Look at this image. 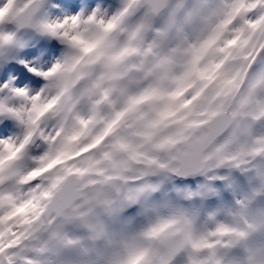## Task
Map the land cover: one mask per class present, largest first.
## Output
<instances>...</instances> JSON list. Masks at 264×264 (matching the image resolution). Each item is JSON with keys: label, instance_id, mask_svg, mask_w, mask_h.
<instances>
[{"label": "snow or ice", "instance_id": "1", "mask_svg": "<svg viewBox=\"0 0 264 264\" xmlns=\"http://www.w3.org/2000/svg\"><path fill=\"white\" fill-rule=\"evenodd\" d=\"M0 264H264V0H0Z\"/></svg>", "mask_w": 264, "mask_h": 264}, {"label": "rangeland", "instance_id": "2", "mask_svg": "<svg viewBox=\"0 0 264 264\" xmlns=\"http://www.w3.org/2000/svg\"><path fill=\"white\" fill-rule=\"evenodd\" d=\"M28 49L27 48H25V49H22V51H27ZM15 130V129H14Z\"/></svg>", "mask_w": 264, "mask_h": 264}]
</instances>
